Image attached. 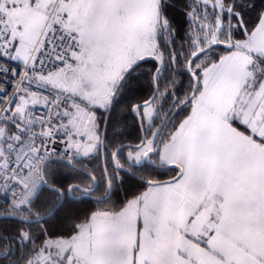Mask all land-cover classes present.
I'll return each mask as SVG.
<instances>
[{"label":"snow or ice","instance_id":"snow-or-ice-1","mask_svg":"<svg viewBox=\"0 0 264 264\" xmlns=\"http://www.w3.org/2000/svg\"><path fill=\"white\" fill-rule=\"evenodd\" d=\"M0 264H264V0H0Z\"/></svg>","mask_w":264,"mask_h":264},{"label":"trees","instance_id":"trees-1","mask_svg":"<svg viewBox=\"0 0 264 264\" xmlns=\"http://www.w3.org/2000/svg\"><path fill=\"white\" fill-rule=\"evenodd\" d=\"M0 223H3V221H0Z\"/></svg>","mask_w":264,"mask_h":264}]
</instances>
